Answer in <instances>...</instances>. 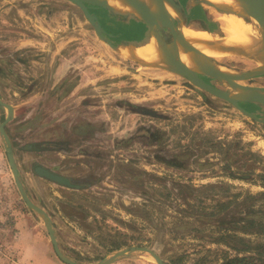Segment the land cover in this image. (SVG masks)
<instances>
[{"label":"rangeland","instance_id":"374dc122","mask_svg":"<svg viewBox=\"0 0 264 264\" xmlns=\"http://www.w3.org/2000/svg\"><path fill=\"white\" fill-rule=\"evenodd\" d=\"M198 1L217 22L232 14ZM93 10L113 18L110 27L126 38L149 39L137 17ZM122 55L71 0H0V96L13 106L6 130L24 190L47 212L60 249L82 264L133 245L154 249L166 264H220V250L244 246L240 236L264 242V231L244 234L240 225L264 212V123L162 67L167 63L143 66ZM214 57L235 74L257 67L246 55ZM209 77L231 95L243 92ZM238 82L262 89L264 74ZM244 103L264 118V105ZM7 116L0 105V122ZM42 141L57 148L27 147ZM35 163L88 186L61 187L37 176ZM37 233L67 264L42 215L24 200L0 132V264H23L24 244ZM117 241L132 245L111 250ZM112 264L157 262L136 251Z\"/></svg>","mask_w":264,"mask_h":264},{"label":"water","instance_id":"95a60500","mask_svg":"<svg viewBox=\"0 0 264 264\" xmlns=\"http://www.w3.org/2000/svg\"><path fill=\"white\" fill-rule=\"evenodd\" d=\"M75 4H77L81 10L84 12L85 16L88 18V20L91 22V24L94 26L96 32L98 35L103 38L110 46L118 49V47L121 44H133L127 41H121L118 43H114L111 38L114 37L113 34L108 33L104 27L102 26L99 17L97 16L96 13L91 11V5L95 6H101L103 8H106L113 12L109 6L106 4L105 1L103 0H71ZM132 3L139 9L140 13L142 14V21H144L147 24L148 31H149V39L151 38V31L149 28L150 24H155L156 27V35L157 37L162 41L163 44H166L169 46L170 53L167 58V65H164L162 67H165L177 74H180L182 76H185L188 78L193 84H195L197 87L211 93L214 96H217L219 98H222L224 100H227L228 102L232 103L235 105L238 109H240L244 114L247 116L251 117L254 120H257L259 122L264 123V118H260L249 111H247L245 108H243L240 103L244 102H258L262 105H264V90L258 87L254 86H248V85H243L240 84L238 81L244 80L247 76L250 75H262L264 74L263 72H258L255 70V68L248 73L244 74H235V73H230V72H224L221 71L213 66L208 67V69L205 71V73H199L191 68H189L187 65H185L180 57L181 53V47L182 46H187L190 49H193V46H190L189 44H183L182 42H179L178 40V33H179V26H177L174 23V20L177 18H174L172 15L169 14V12L161 5L160 11L157 13H153L150 11V9L145 6L143 3L137 1V0H131ZM175 9L182 15L180 8L176 4L174 0H168ZM208 4H211L215 6L218 9H221L214 3L210 2L209 0H205ZM248 3L249 9H248V14L249 15H254L258 22L263 25L264 29V0H244ZM160 2H164V0H160ZM222 10V9H221ZM114 13V12H113ZM115 14V13H114ZM181 22V19H179ZM164 27L169 28V32L171 33L169 36H162L160 31ZM144 42V43H147ZM144 43H140L137 45H141ZM245 55V54H244ZM215 61V60H213ZM161 66V65H158ZM201 75H209L217 79L221 80H226L230 83V85L234 88V90H240V91H245L248 92L249 95L243 98H234L230 95V91L223 90L221 88H218L215 85H212L205 80L202 79ZM0 105L5 106L8 108V116L3 122H0V132L2 136L5 139L6 143V150L8 152V159H9V164L11 166L14 178L16 180L17 186L24 198V200L27 202L29 206H31L33 209H35L39 214L42 215L43 219L45 220L48 232L50 234V238L52 241V244L54 246V250L58 257L64 261L67 264H82L80 261H77L75 259H72L68 257L61 249L58 244L53 225L51 222V219L49 218L47 212L35 205L33 202L30 201L28 198L26 191L24 190L23 184L20 180V173L17 168L13 150H12V144L10 137L5 129V125L8 121L12 119L13 116V106L7 102H4L1 97H0ZM34 148L36 149H42L46 148L49 149L50 147H43L41 143L35 144ZM34 172L43 178H46L52 182H55L59 185L66 186L69 188H75V189H80L83 188L84 185L81 183H78L73 180L72 177L66 176L60 173H57L48 167L42 165V164H36L34 166ZM136 251H141V252H148L150 253L154 259L156 260L157 264H166L163 260V258L152 248L147 247V246H137L133 245L129 248L125 249H120L117 250L114 254H112L110 257H106L100 261H98L96 264H112L114 261H116L118 258L130 255L133 252Z\"/></svg>","mask_w":264,"mask_h":264},{"label":"bare ground","instance_id":"6f19581e","mask_svg":"<svg viewBox=\"0 0 264 264\" xmlns=\"http://www.w3.org/2000/svg\"><path fill=\"white\" fill-rule=\"evenodd\" d=\"M109 8L115 13L122 16L134 15L142 19L139 9L131 0H103ZM147 6L151 12L160 11L161 5L174 18L180 19V13L168 1L160 2V0H137ZM212 3L220 7L222 10L230 11L232 14H222L220 23H222L225 36L213 34L210 31L198 29V27H179L178 40L183 44L193 46V49L187 46L181 47L180 57L182 62L189 68L205 73L208 67L213 66L224 72H232L231 69L220 65L214 56H224L240 54L246 55L257 63L255 70L264 73V29L254 15L248 14V3L244 0H210ZM239 16L247 17L257 23L249 24L242 20ZM262 26V31L259 30ZM151 31V41L154 35L157 41L154 45L147 42L142 47L134 44H121L123 46L122 53L129 58L135 59L143 66H158L167 63L170 53L169 46L163 44L156 35L155 24L149 25ZM153 43V42H152ZM149 44V45H148ZM231 95V94H230ZM248 92H239L231 95L234 98H243L248 96Z\"/></svg>","mask_w":264,"mask_h":264},{"label":"flooded vegetation","instance_id":"af4514ba","mask_svg":"<svg viewBox=\"0 0 264 264\" xmlns=\"http://www.w3.org/2000/svg\"><path fill=\"white\" fill-rule=\"evenodd\" d=\"M176 2V4L178 5V7L180 8L181 10V13H182V17L180 18L181 20L185 21V24L189 27H198V29H203V30H207V31H210L211 33L215 34H222L223 30L221 28V23L220 21L217 22L215 21L214 18L210 17V15L208 14V12L202 7L201 3L198 1V0H194L196 3H194L193 0H174ZM94 8V5H91V11L92 12H96L97 16L99 17V20L102 24V26L104 27V29L108 32V33H111L114 35V37H112V41L115 42V41H118V39H126L128 42L130 43H133V44H140L141 42H143V38L146 36V33H144L143 37L141 40L139 41H134L132 39H129V38H126L123 33L118 30V28H112L110 27L111 25V22L113 21V18L111 19H103V17L101 16V14L96 10L94 11L93 10ZM224 12V11H222ZM222 14H228V13H222ZM116 16V14H115ZM120 16V15H118ZM114 17V16H113ZM220 18V17H219ZM179 19H175L174 20V23L177 25V26H181V23L178 22ZM243 20V19H242ZM118 21V20H117ZM117 21H115V23L117 24ZM246 22V21H245ZM250 24V22H247ZM145 26H146V29L148 31V27H147V24L145 23ZM164 31V32H163ZM162 36H165L166 34H168L169 32V28L167 27H164L162 28V31H160ZM165 33V34H164ZM171 33L169 32V35ZM156 42V41H154ZM153 42V43H154ZM153 43H151L150 45H153ZM149 45V44H148ZM202 79L205 80L206 82L212 84V78H210L209 76L207 75H201ZM214 85V84H212ZM261 88V87H260ZM262 89L264 90V87H262ZM1 97V96H0ZM2 99V98H1ZM247 103H240V105L243 107V108H247L246 106ZM6 119V118H5ZM5 129H6V125H5ZM7 131V130H6ZM8 133V132H7ZM9 135V134H8ZM10 137V136H9ZM11 140V138H10ZM41 143L43 145V147H50L49 149H46V148H42V149H36L34 148V145L35 144H39ZM57 143H54V142H45V141H42V142H33L32 144H29L27 145V147L31 150H37V151H40V150H55L57 147ZM13 150V148H12ZM14 154V153H13ZM15 158V157H14ZM36 164H41V163H35L33 165V172H34V166ZM44 165V164H42ZM46 166V165H44ZM48 167V166H46ZM18 168V167H17ZM49 169L57 172L54 168L52 167H48ZM19 170V169H18ZM20 173V172H19ZM35 173V172H34ZM57 173H60V174H63V175H66V176H69L67 174H64V173H61V172H57ZM36 174V173H35ZM37 175V174H36ZM38 176V175H37ZM41 177V176H39ZM71 177V176H70ZM43 178V177H41ZM73 178V177H72ZM43 179H46V178H43ZM48 180V179H46ZM74 180V178H73ZM50 181V180H48ZM76 181V180H74ZM52 182V181H51ZM78 182V181H76ZM55 183V182H53ZM78 183H81L84 185L83 188H80V189H84L88 186V183L86 182H78ZM57 184V183H55ZM59 185V184H57ZM61 187H64V188H69V187H66V186H62V185H59ZM69 189H75V188H69ZM80 189H75V190H80ZM164 260V259H163ZM165 262V261H164Z\"/></svg>","mask_w":264,"mask_h":264},{"label":"trees","instance_id":"16d2710c","mask_svg":"<svg viewBox=\"0 0 264 264\" xmlns=\"http://www.w3.org/2000/svg\"><path fill=\"white\" fill-rule=\"evenodd\" d=\"M152 43V42H151ZM231 201L221 204V208L224 209L230 205ZM263 214L251 216L246 215L242 219L240 225L242 227V233L247 234L251 228L256 227L255 233H260L264 231V212ZM248 214V213H246ZM229 237H237L232 234L228 235ZM225 239V238H224ZM241 241H243L244 246L241 248H235L236 252L230 254L228 250H220L218 260L220 264H264V242L258 244H251L246 241L244 237L240 236ZM139 245H143L142 242H136ZM132 245V242L129 241H117L113 242L111 250L120 249L123 246ZM233 247V246H231ZM182 262V259H181Z\"/></svg>","mask_w":264,"mask_h":264},{"label":"crops","instance_id":"0c3cea01","mask_svg":"<svg viewBox=\"0 0 264 264\" xmlns=\"http://www.w3.org/2000/svg\"><path fill=\"white\" fill-rule=\"evenodd\" d=\"M132 16H134V15H132ZM182 25L189 27L186 24H181V26ZM221 28L224 32V35H220L217 33H215V34L222 37V36H225V34H226L224 29H223L222 23H221ZM155 39L156 38L154 35L153 41H151V38H150V40L148 42H154V41H156ZM155 43H153V45ZM144 44H141V45L145 46ZM134 45H136L138 47H142V46L137 45V44H134ZM117 50H119V53L122 55L121 52L123 50V46L118 47ZM54 77H56V76L54 75ZM33 235L34 236H32L30 239L28 238V241H26V243L24 244L25 245L24 248L26 249V253H25L26 256L21 258V260L23 259V261H24L23 264H63L53 254V251H52L53 247L50 244V242H48L47 240H43V239L39 238V236H38L39 233L33 234ZM10 264H22V262L14 261L13 263H10Z\"/></svg>","mask_w":264,"mask_h":264}]
</instances>
